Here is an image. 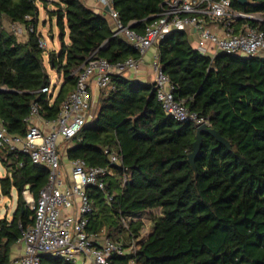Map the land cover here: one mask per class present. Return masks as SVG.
<instances>
[{
	"label": "trees",
	"instance_id": "16d2710c",
	"mask_svg": "<svg viewBox=\"0 0 264 264\" xmlns=\"http://www.w3.org/2000/svg\"><path fill=\"white\" fill-rule=\"evenodd\" d=\"M162 0H113L123 25L141 34L160 10ZM55 18L59 49L40 46L39 6ZM49 5L53 8L49 9ZM235 9L264 18V0H232ZM27 16L29 18H27ZM152 20H150V18ZM32 26L22 42L5 28L4 20ZM264 30V21H250ZM66 39L68 41H66ZM162 71L173 94L188 111L207 119L230 141V149L202 132L195 158L188 160L196 124L164 113L152 83H139L122 73L111 74L113 88L101 92L96 114L72 139L69 160L105 166V147H114L125 169L115 167L109 178L112 197L95 185L86 187L93 203L89 233L117 239L127 220L137 248L114 255L117 264H264V55L243 57L217 53L210 57L193 48L184 31L174 30L157 44ZM93 53L111 64L139 58V51L119 35L103 13L81 0H0V119L11 134L24 136L31 105L52 120L73 90L86 58ZM46 62L61 80L56 93ZM6 168L0 192H17L10 219L0 218V264H11V247L22 228L31 225L34 201L49 180V169L23 152L0 148ZM22 162L20 166L18 163ZM127 175L121 188L119 183ZM146 220L150 229L144 234ZM40 264H73L60 256L41 255Z\"/></svg>",
	"mask_w": 264,
	"mask_h": 264
},
{
	"label": "built area",
	"instance_id": "2783aa9c",
	"mask_svg": "<svg viewBox=\"0 0 264 264\" xmlns=\"http://www.w3.org/2000/svg\"><path fill=\"white\" fill-rule=\"evenodd\" d=\"M97 1L112 22L113 35L124 38L141 56L111 64L107 59L91 53L55 119L40 117L37 104L31 105L27 117L28 129L24 136L9 133L0 119V148L23 152L32 163L43 164L49 169V180L40 189L37 200H27V203L33 202L29 206L35 211L34 220L31 225L22 228L19 241L24 249L11 264H40L43 254L60 256L73 264H76L78 258L88 264H117L113 261L114 255L129 254L137 248L125 218L122 219L125 230L117 239L103 235V231H87L93 203L86 187L97 186L109 200L113 195L109 191V178L115 174L116 166L125 169L114 147H105L109 160L107 165L88 166L83 159H71L69 176L64 179L60 176L63 167L60 143L69 141L72 144V139L88 122L93 87L108 92L113 88L111 74L136 67L147 50L154 47L156 52L151 62L154 73L152 84L164 113L177 121H192L196 126L202 123L209 125L207 119L188 111L184 101L174 97V86L162 71L158 60V42L174 30H191L198 35L197 49L210 57L217 53L243 57L264 55V30L250 24V21L263 22L264 18H257L258 13L235 9L232 0H162L159 12L141 34L130 25L121 23L113 7V0ZM8 30L14 34L20 33V30L28 33L32 26L10 22ZM40 46L46 48L43 38L40 39ZM50 90L51 86L41 89L42 92ZM18 164L21 166L23 163ZM126 182L127 175L123 174L120 187L123 188ZM127 264H135V261L129 259Z\"/></svg>",
	"mask_w": 264,
	"mask_h": 264
},
{
	"label": "crops",
	"instance_id": "0c3cea01",
	"mask_svg": "<svg viewBox=\"0 0 264 264\" xmlns=\"http://www.w3.org/2000/svg\"><path fill=\"white\" fill-rule=\"evenodd\" d=\"M81 1L88 8L94 10L95 12L103 13L106 16V18H108V20L111 22V20L108 17V15L104 12L105 9L99 4V2L97 0H81ZM45 19H49V17L46 14H45ZM45 19H44V21H45ZM50 20L52 21V18ZM44 21H43V23H44ZM238 25H239V22H237V24H236L237 28H238ZM38 30L41 32L40 29H38ZM184 32L186 33L187 39H188L189 43L191 44V46L193 48L197 49V46L199 45L198 35L195 32H192L191 30L184 31ZM15 35L18 38V40H20L22 42L26 41L27 40V36H28L27 32L25 30H20V33H17ZM51 37H53L52 34H51ZM66 41H68V40L66 39ZM58 49H59V47H58ZM58 49L52 48L51 50H58ZM155 52H156V48H154V47L150 48L143 55L142 61L136 67L131 68V69L130 68L126 69V70L122 71L121 73L125 77H127L130 80H133L135 82L152 83V81L154 79V73H153L152 68H151L150 58H151V62H152V58H153ZM58 80H59V83L56 86H59L60 83H61V80L60 79H58ZM100 94H101V91H99L95 87L92 88V103H91V108H90V112L91 113H90L89 120H91V117H94V115L96 114V110H97V107H98V99L100 97ZM70 146H72V144ZM67 148L65 149L66 158H64V157L62 158L63 167H62V172H61L60 176L63 179L66 178L67 176H69L68 174L70 172V161H69V159L67 158V155H66ZM65 185H66V183H65ZM5 217L7 219H10L11 215L6 214ZM23 249H24L23 244L18 240L11 247V250H10V259H11V261H13L19 255H21L22 252H23Z\"/></svg>",
	"mask_w": 264,
	"mask_h": 264
},
{
	"label": "rangeland",
	"instance_id": "374dc122",
	"mask_svg": "<svg viewBox=\"0 0 264 264\" xmlns=\"http://www.w3.org/2000/svg\"><path fill=\"white\" fill-rule=\"evenodd\" d=\"M51 8H53L52 5H49V9H51ZM45 14H46V10L44 9V7L42 5H40L39 6V14H38V29H40L42 32V37L45 40V43L47 46L46 50L49 51L52 48L58 49V47H59V30H58V27L56 25V20H55V18H52V21L50 19H45ZM256 17L261 19L262 16L260 14H256ZM44 19H45V21H44ZM43 21H44V23H43ZM3 23H4L3 25L8 29L10 22L7 19H5ZM51 34L53 35V37H51ZM46 61L47 60L45 57V63L47 66L49 76L51 78V85L50 86H51V89L54 91V93H56V91L58 90V88H57L58 86H56V85L59 83V80H58L59 76L55 70H53L52 68H50L48 66ZM150 63H151V58H150ZM89 113H91V112H89ZM70 145H71V143L69 141H63L60 143V154L62 155V157L66 158L65 149ZM6 172L7 171H6L5 166L0 162V178L5 176ZM23 195H24L26 202H27V200L32 198V195L30 194L29 191L24 192ZM32 200H33V198H32ZM16 202H17V192H16L15 188H13L11 190V194H9V195H3L0 192V218L5 217L6 214L11 215L13 213L15 207H16ZM28 204L32 206L33 202L31 201ZM149 229H150V224L146 220V227L143 230L144 234ZM102 234L105 235L104 232ZM76 264H88V263L87 262L83 263L82 258H78Z\"/></svg>",
	"mask_w": 264,
	"mask_h": 264
},
{
	"label": "water",
	"instance_id": "95a60500",
	"mask_svg": "<svg viewBox=\"0 0 264 264\" xmlns=\"http://www.w3.org/2000/svg\"><path fill=\"white\" fill-rule=\"evenodd\" d=\"M240 3L244 4L247 0H238ZM153 17L150 18L152 20ZM202 132H206L211 134L215 140L227 148L230 149L231 144L230 141L227 140L225 137H223L219 131L211 128L209 125L206 123H202L196 126V139L192 143V151L188 154V160L192 165L193 170L196 172V167H195V158L198 155L201 146H202Z\"/></svg>",
	"mask_w": 264,
	"mask_h": 264
}]
</instances>
